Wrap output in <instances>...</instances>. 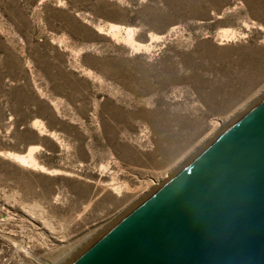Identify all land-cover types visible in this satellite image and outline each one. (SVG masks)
Wrapping results in <instances>:
<instances>
[{"label":"rangeland","instance_id":"rangeland-1","mask_svg":"<svg viewBox=\"0 0 264 264\" xmlns=\"http://www.w3.org/2000/svg\"><path fill=\"white\" fill-rule=\"evenodd\" d=\"M263 95L264 0H0V264H66Z\"/></svg>","mask_w":264,"mask_h":264},{"label":"water","instance_id":"water-1","mask_svg":"<svg viewBox=\"0 0 264 264\" xmlns=\"http://www.w3.org/2000/svg\"><path fill=\"white\" fill-rule=\"evenodd\" d=\"M66 264H264V95Z\"/></svg>","mask_w":264,"mask_h":264},{"label":"bare ground","instance_id":"bare-ground-1","mask_svg":"<svg viewBox=\"0 0 264 264\" xmlns=\"http://www.w3.org/2000/svg\"><path fill=\"white\" fill-rule=\"evenodd\" d=\"M110 28L113 32H116L118 34H120L123 30V28H121V26H118V25H111ZM124 29L127 34H130L132 32V29L130 28H124ZM226 36H228V34H226ZM139 46L141 47L142 45H139ZM10 156L11 158H13L18 163H20L21 165L25 167H31L34 169H40L48 173H53L51 170H48L44 165H42L38 161L37 157L35 156V148L33 147L29 148L27 152L23 154L22 153H10ZM113 186H114V189H116L117 191L121 190L119 185L113 184ZM43 264H47V263L43 262Z\"/></svg>","mask_w":264,"mask_h":264}]
</instances>
